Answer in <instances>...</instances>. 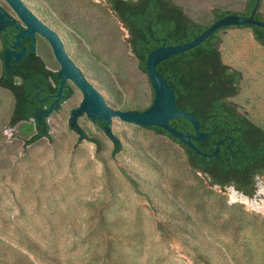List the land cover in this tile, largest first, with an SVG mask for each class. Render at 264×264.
Segmentation results:
<instances>
[{"label":"rangeland","instance_id":"1","mask_svg":"<svg viewBox=\"0 0 264 264\" xmlns=\"http://www.w3.org/2000/svg\"><path fill=\"white\" fill-rule=\"evenodd\" d=\"M174 2L205 25L215 9H247V0ZM28 7L80 39L65 41L67 50L112 95L110 106H151L148 74L105 0H28ZM0 8L23 25L4 0ZM259 11L264 18V0ZM218 38L222 60L243 74L230 101L264 127V46L245 26L222 29ZM36 50L60 70L44 37ZM2 66L0 56V73ZM82 98L74 85L65 108L47 118L52 137L27 144L33 121L9 125L14 97L0 87V264H264V175L251 197L211 185L179 143L122 120L118 137L139 142V153L128 144L113 153L115 141L87 117L81 123L102 140L98 148L71 125Z\"/></svg>","mask_w":264,"mask_h":264},{"label":"trees","instance_id":"2","mask_svg":"<svg viewBox=\"0 0 264 264\" xmlns=\"http://www.w3.org/2000/svg\"><path fill=\"white\" fill-rule=\"evenodd\" d=\"M255 4L256 0H247L245 12L215 9L214 18L216 20L231 13L247 16ZM107 6L128 30L130 47L145 72L149 52L160 46L164 39L167 45L181 44L192 40L210 25L192 19L174 0H107ZM256 18L264 20L259 10ZM231 27L244 26L221 28L196 47L157 65L158 71L168 78L177 107L194 113L200 123V130L208 133L205 139L195 140V144L204 152L211 153L220 142L218 153L202 156L164 129L155 126L148 128L179 143L191 166L202 172L211 185L220 188L233 186L251 197L257 189L255 176L264 175V127L239 112L237 106L229 100L239 93L243 80L240 70L222 60L218 47L219 31ZM245 27H249L255 39L264 46V27ZM18 31L11 24L0 28V56L3 59L0 87L8 89L14 97L9 125L33 121L34 131L26 140L27 144H31L42 137H52L47 122L50 114H45L48 108L43 107L40 98L47 93L58 92L60 77L59 70L51 69L36 48L33 49L29 37L21 39L27 48L26 55L19 60L13 57L9 64L5 63L6 51L14 49L15 34ZM72 94L70 86L61 101L69 99ZM94 122L103 129L104 122ZM170 123L184 133L196 134L195 125L189 118L179 116L172 118ZM74 129L80 139H88L98 148L102 146V140L95 134L90 135L78 124ZM121 149L120 143L115 141L113 153Z\"/></svg>","mask_w":264,"mask_h":264},{"label":"water","instance_id":"3","mask_svg":"<svg viewBox=\"0 0 264 264\" xmlns=\"http://www.w3.org/2000/svg\"><path fill=\"white\" fill-rule=\"evenodd\" d=\"M4 1L18 15L20 21L23 23L22 25L16 20L9 18L0 8V28L7 24H11L19 30L15 34V42L13 45L15 48L6 51L5 63L9 64L13 57L19 60L26 55L27 48L26 45L22 43L21 39L25 37L31 38L34 49L36 48L35 42L39 43L44 37L49 42L55 58L60 65V70L58 72L60 84L58 92L55 95L56 100L51 104V107L45 111V114H50L52 112L54 105L60 100L63 90L69 82L72 88H74V85L77 86L83 94L80 105L75 107L71 112L72 126L78 124L86 132H89L91 130L81 123L82 120L89 117L93 121L98 120L104 122L103 129L113 141H118L121 146L128 144L137 153H139V142L118 137L116 123L122 120L131 127L137 125L143 127L155 126L164 129L171 136L188 145L202 156H212L218 153L220 142L211 153L204 152L195 144V140L205 139L208 133H203L200 130V123L196 119L194 113L181 110L177 107L175 94L169 85L168 78L164 77L158 71L157 65L167 58L196 47L221 28L247 25L264 27V20L256 18L261 0H256L255 6L247 16L238 13L224 15L216 19L192 40L177 45H167L166 39H164L160 46L150 51L146 59V73L148 74L153 88L154 98L151 106L141 111L123 110L114 108L108 104L112 95L101 93L67 50L65 41L74 46L80 40L78 37L57 26L49 14L48 24H46L28 7V0ZM16 48H20V50H16ZM171 98L174 108L169 111ZM67 102L68 100L63 102L59 109L65 108ZM179 116L189 118L193 122L196 128V134L184 133L171 125L170 120Z\"/></svg>","mask_w":264,"mask_h":264},{"label":"flooded vegetation","instance_id":"4","mask_svg":"<svg viewBox=\"0 0 264 264\" xmlns=\"http://www.w3.org/2000/svg\"><path fill=\"white\" fill-rule=\"evenodd\" d=\"M105 3L107 4V0H105ZM2 28H5V26L4 27H2ZM1 28V29H2ZM15 48V47H14ZM13 49V48H12ZM16 50H19V48H16ZM71 85L69 84V82H68V84H67V86L64 88V90H63V93H62V96H63V94H64V92H65V90L66 89H68L69 87H70ZM71 90L73 91V88H72V86H71ZM56 93H54V92H50V93H47V94H45V95H43V96H41V98H40V102L41 103H44V108H50L51 107V104L56 100ZM73 95V94H72ZM62 96H61V98H60V100L58 101V103L57 104H55L54 105V107H53V110H52V112L54 111V110H57V109H59L60 108V106H61V104L63 103V102H65L66 100H68V99H66V100H64V101H61L62 100ZM229 100H230V98H229ZM59 107V108H58ZM239 111V110H238ZM51 112V113H52ZM240 112V111H239ZM51 113H50V115H51ZM49 115V116H50ZM218 145V144H217ZM257 176H259V175H256L255 176V180H256V177ZM235 189V188H234ZM240 192V191H239ZM242 194H244L243 192H241ZM245 195V194H244Z\"/></svg>","mask_w":264,"mask_h":264},{"label":"bare ground","instance_id":"5","mask_svg":"<svg viewBox=\"0 0 264 264\" xmlns=\"http://www.w3.org/2000/svg\"><path fill=\"white\" fill-rule=\"evenodd\" d=\"M173 108H174V105H173L172 98H171V103H170L169 111H171Z\"/></svg>","mask_w":264,"mask_h":264},{"label":"crops","instance_id":"6","mask_svg":"<svg viewBox=\"0 0 264 264\" xmlns=\"http://www.w3.org/2000/svg\"><path fill=\"white\" fill-rule=\"evenodd\" d=\"M92 142V141H91ZM94 143V142H93Z\"/></svg>","mask_w":264,"mask_h":264}]
</instances>
